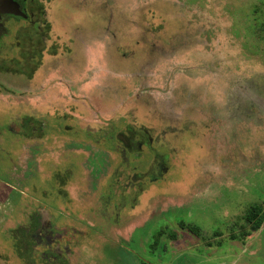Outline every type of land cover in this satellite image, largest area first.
<instances>
[{"label":"rangeland","instance_id":"1","mask_svg":"<svg viewBox=\"0 0 264 264\" xmlns=\"http://www.w3.org/2000/svg\"><path fill=\"white\" fill-rule=\"evenodd\" d=\"M37 19L40 30L10 24L0 47V178L23 187L27 176L33 196L62 189L64 174L69 199L58 204L64 221L57 227L74 221L82 232L96 228L78 233L82 259L72 264H100L94 252L109 235L128 243L119 254L141 251L152 264L189 259L185 254L203 264H264V225L244 241L229 235L251 205H264V0H44ZM33 54L26 70L24 57ZM26 114L47 122L43 133L29 132L42 143L39 155L22 146ZM129 126L152 132L168 170L143 194L126 190L132 207L117 229L106 223L113 213L102 218L91 210L100 195L106 200L117 172L129 181L126 164L134 161L121 163L115 138ZM151 159L144 150L138 170ZM8 189L0 181L4 257L11 243L20 255L22 228L31 241L40 234L51 240L57 223H31L23 214L37 211L32 199L5 209ZM180 223L199 228L201 238Z\"/></svg>","mask_w":264,"mask_h":264},{"label":"flooded vegetation","instance_id":"2","mask_svg":"<svg viewBox=\"0 0 264 264\" xmlns=\"http://www.w3.org/2000/svg\"><path fill=\"white\" fill-rule=\"evenodd\" d=\"M43 1L44 0H13V2L19 6V9L22 11V13L25 15L22 16H16L9 13H0V47L2 45L3 38L7 36L9 33L8 26L10 24L25 22L28 23V26L30 29H34L35 26L38 30L41 29V27L38 25L42 21L40 18V22L37 19V16H39L40 13L43 12ZM37 32V31H36ZM35 54L37 52L34 51ZM29 57H24L23 63L25 64V67L28 69H32L34 65V55ZM22 130L19 134L20 137L23 140L22 146L24 148L28 147V144L33 145L35 148H37L36 152L39 155V150L42 146V143L40 142H32L33 139L31 135H29V132L34 133H43V130L46 128L45 123H47L42 118H33L29 114L23 115L22 119ZM35 124V125H32ZM20 132V131H18ZM116 141L120 144L119 149L117 150V154L119 155L121 159V163L127 162L128 156L132 157V160L134 162H128L126 164V168L130 169L129 175L127 176L129 178V183L121 181V176L123 172H117L115 177V181L108 180L106 183V188L108 191V194L106 195V200H101L102 196L98 198V207L93 206L94 213H97V215L100 217H107L108 214H114L113 219H107V224H111L113 227L119 229V224H117L121 219L122 211H131V208L127 206L132 204L130 201H127L125 198V192L126 190L135 189L138 192H141V194L145 193V188L147 185V182H156L162 180V176L167 173L168 167H167V156L166 154H160L157 153L154 149V144L156 142L155 137L153 136L152 132L145 128H134L133 126H129L126 128V130L119 131L118 134L115 136ZM25 140V141H24ZM25 142V143H24ZM113 148V147H112ZM114 149V148H113ZM144 150H147L148 153H151L152 159L149 162L147 168L145 171H140L137 168L136 162L140 161L142 158V154ZM116 151V150H115ZM111 160H109L110 162ZM111 164V163H110ZM102 170V168L100 167ZM11 178V177H10ZM10 178H7V180H10ZM29 179L27 176H25V179L22 180L28 181ZM69 179H67L65 182H67ZM59 183L58 185L63 186L62 189L52 187V189L49 191H41L40 196L44 197L45 200H40V204L37 206V213H39V209H44L47 211L48 217L44 214H39V220H34V223L36 227L38 225H44L46 221L53 220L57 223H54L56 227L54 229H50V235L52 236L51 240L49 238L44 237L41 238L42 235H37V238L35 241H31V235L29 233V229L22 228L21 231L24 233L21 234V237L23 238L24 244L22 245V248L20 250V255L25 259L26 263L28 264H72L73 259L77 256L76 255V246H77V239L76 236H78V233L83 235H91L92 231H95L96 228H91V226L86 228L87 232H82L79 230L75 224L74 221L66 222L61 227H57L58 223L64 221L61 215H63V211L59 210V202L62 198L69 199L68 195H64L66 188L64 184V174L61 175V177L57 180ZM97 182L94 181L93 183ZM97 187V186H96ZM101 191V190H100ZM118 199V200H117ZM70 202V201H69ZM100 202V203H99ZM140 202V200H139ZM62 209V208H61ZM68 214L75 217V211L74 209H66ZM102 211V213L100 212ZM34 214V211L32 212ZM36 213V214H37ZM132 217V216H131ZM28 219L33 220L32 215L30 214ZM49 219V220H48ZM182 223H180L181 225ZM32 225V224H31ZM119 225V226H118ZM187 225V224H186ZM105 226V224H104ZM111 226V227H112ZM185 228V227H181ZM33 229V228H31ZM187 229V228H185ZM46 231L44 228L43 232ZM79 231V232H78ZM102 235H105V229H101ZM39 232V231H38ZM42 234H45L44 232ZM21 233V232H20ZM79 234V235H80ZM111 241L120 243L121 245L127 246V244L122 243L118 241L117 239L112 238L110 235L105 236ZM85 238V237H84ZM52 246L46 245L48 242H53ZM60 243H64L63 247H54L55 245H60ZM26 250V254H23L22 251ZM155 253L153 249L150 250V253ZM140 256L142 257V263L143 264H152V260L146 259L144 256L146 253L140 252ZM144 254V255H143ZM80 255V254H79ZM78 255V256H79ZM154 255V254H152ZM77 256V258H78ZM147 256V255H146Z\"/></svg>","mask_w":264,"mask_h":264},{"label":"crops","instance_id":"3","mask_svg":"<svg viewBox=\"0 0 264 264\" xmlns=\"http://www.w3.org/2000/svg\"><path fill=\"white\" fill-rule=\"evenodd\" d=\"M0 181L3 182L4 187L9 188L8 192H7V196H6L7 198L5 200V205H4L5 209H8L9 211L11 210V208L14 204L20 203V205H22L29 199H32L36 203L37 206L40 204L39 203L40 200L41 201H42V199L45 200V198L40 196V195L31 196L28 193L27 189L24 187H28L29 180L24 181L25 184H22L23 187H17L15 183H14L15 185L13 184V181L7 180L6 178H4V179L0 178ZM16 212L18 213L20 211L16 210ZM44 212H46L45 213L46 216H44V217L45 218L48 217L47 211H45L42 208L39 209V213L34 212V214H33L32 212L26 211L23 215L26 217V214H28V215L31 214L33 217V220H39V218H40L39 214H44ZM0 213H2V212H0ZM2 217H4V215ZM24 230H26V229H24ZM3 231H1V232H3ZM0 238L2 239V241H4L2 236H0ZM132 241L133 240H131L130 243H132ZM105 243H107V245L103 244V242L101 241L100 248H98L96 250L98 252H94V250H93L94 254L100 255L99 256L100 264H113L114 261L116 262L117 259H119L120 262L126 261L129 264H131V263L143 264L141 260L138 261V259H141L142 257L139 256L137 254V252L132 251L131 249L130 250L128 249L126 251V249H125L119 254V250L117 248H118V246L121 248L122 245L120 243L111 241L109 239ZM11 244L6 245L7 249H8L7 256L4 257L1 254L0 259L5 261V264H28V263H26V261H24L25 259H23V257L21 255H19L16 252H13ZM90 245H91L90 247L93 246L92 244H90ZM103 245H106V246H103ZM139 252H141V251H139ZM185 257H188L189 259H186V258L183 259V255H179L175 259L173 264H198V263L203 264L201 261L202 259L199 258V256L191 258L189 255L185 254ZM211 258H214V259H211L212 262H219L216 257H211ZM79 259H82L81 254L78 256V260H77L79 263H81V260H79ZM220 264H244V261H240V260L222 261Z\"/></svg>","mask_w":264,"mask_h":264},{"label":"trees","instance_id":"4","mask_svg":"<svg viewBox=\"0 0 264 264\" xmlns=\"http://www.w3.org/2000/svg\"><path fill=\"white\" fill-rule=\"evenodd\" d=\"M264 225V205L263 204H253L251 205L245 215L242 217V223L238 224L236 223L232 228L230 229L229 235L231 240H238V241H244L247 240L249 237L253 236V234L257 231H259L262 226ZM182 226L187 228L195 237L201 238V231L199 228L191 225H186L182 223ZM171 239H176L177 236L175 233L170 234ZM161 235L159 234L158 237ZM155 238L153 246L158 243L159 238ZM214 237H222L221 233H217ZM213 243L207 242L208 247H211ZM221 242H219L218 245H220Z\"/></svg>","mask_w":264,"mask_h":264},{"label":"water","instance_id":"5","mask_svg":"<svg viewBox=\"0 0 264 264\" xmlns=\"http://www.w3.org/2000/svg\"><path fill=\"white\" fill-rule=\"evenodd\" d=\"M0 13H9L22 17L25 16L13 0H0Z\"/></svg>","mask_w":264,"mask_h":264}]
</instances>
